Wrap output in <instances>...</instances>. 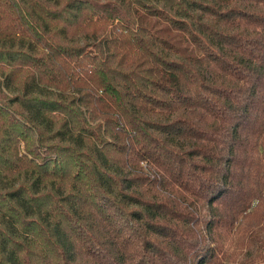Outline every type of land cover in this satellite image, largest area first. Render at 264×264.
Returning <instances> with one entry per match:
<instances>
[{"label": "trees", "instance_id": "16d2710c", "mask_svg": "<svg viewBox=\"0 0 264 264\" xmlns=\"http://www.w3.org/2000/svg\"><path fill=\"white\" fill-rule=\"evenodd\" d=\"M0 264H264V0H0Z\"/></svg>", "mask_w": 264, "mask_h": 264}]
</instances>
